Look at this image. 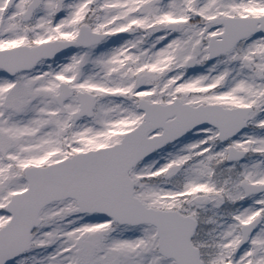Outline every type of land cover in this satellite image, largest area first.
I'll return each instance as SVG.
<instances>
[{"label": "snow or ice", "instance_id": "snow-or-ice-1", "mask_svg": "<svg viewBox=\"0 0 264 264\" xmlns=\"http://www.w3.org/2000/svg\"><path fill=\"white\" fill-rule=\"evenodd\" d=\"M0 264H264V0H0Z\"/></svg>", "mask_w": 264, "mask_h": 264}]
</instances>
